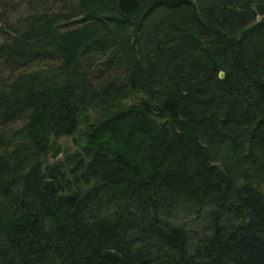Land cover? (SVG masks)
<instances>
[{"label": "trees", "instance_id": "obj_1", "mask_svg": "<svg viewBox=\"0 0 264 264\" xmlns=\"http://www.w3.org/2000/svg\"><path fill=\"white\" fill-rule=\"evenodd\" d=\"M0 264H264V0H0Z\"/></svg>", "mask_w": 264, "mask_h": 264}, {"label": "rangeland", "instance_id": "obj_2", "mask_svg": "<svg viewBox=\"0 0 264 264\" xmlns=\"http://www.w3.org/2000/svg\"><path fill=\"white\" fill-rule=\"evenodd\" d=\"M21 124H19V123H16V124H14L13 125V127H18V126H20ZM58 142H59V144H61L62 145V148L64 149V150H66V151H72V150H74L75 149V145H74V143H73V138H71V137H60L59 139H58ZM62 156V154H60L58 157H61ZM191 219V220H190ZM189 221V226H194L196 223H198V221L199 220H196V222H194V221H192V217H186L185 218V221ZM195 228V227H194Z\"/></svg>", "mask_w": 264, "mask_h": 264}, {"label": "water", "instance_id": "obj_3", "mask_svg": "<svg viewBox=\"0 0 264 264\" xmlns=\"http://www.w3.org/2000/svg\"><path fill=\"white\" fill-rule=\"evenodd\" d=\"M219 75H220V77H222V76H223V72H220V74H219Z\"/></svg>", "mask_w": 264, "mask_h": 264}]
</instances>
